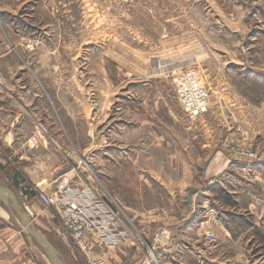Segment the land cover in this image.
<instances>
[{"label": "rangeland", "instance_id": "obj_1", "mask_svg": "<svg viewBox=\"0 0 264 264\" xmlns=\"http://www.w3.org/2000/svg\"><path fill=\"white\" fill-rule=\"evenodd\" d=\"M187 72L209 94L196 121L179 97ZM0 104V182L67 264L84 262L34 190L58 183L34 185L16 150L54 154L61 178L118 212L132 239L108 264L121 247L122 264H264V0H0ZM175 201L190 221L156 218ZM0 205V228L28 236Z\"/></svg>", "mask_w": 264, "mask_h": 264}, {"label": "built area", "instance_id": "obj_2", "mask_svg": "<svg viewBox=\"0 0 264 264\" xmlns=\"http://www.w3.org/2000/svg\"><path fill=\"white\" fill-rule=\"evenodd\" d=\"M179 97L192 121L208 111L209 94L194 72L181 76ZM34 190L46 209L56 211L63 235L69 240L75 256L81 258L84 264H108L105 253L132 239L118 212L94 185L81 187L78 181L64 177L51 194ZM22 205L24 208L28 206L25 203ZM143 264H146L145 260Z\"/></svg>", "mask_w": 264, "mask_h": 264}, {"label": "crops", "instance_id": "obj_3", "mask_svg": "<svg viewBox=\"0 0 264 264\" xmlns=\"http://www.w3.org/2000/svg\"><path fill=\"white\" fill-rule=\"evenodd\" d=\"M0 110H4L3 106L0 104ZM1 131V129H0ZM142 133H139L137 131L136 133V138L140 137L141 140H144L145 138L142 137L144 136L143 129L141 130ZM130 133H126V136H130ZM13 134L9 133L6 137L5 140L11 139V136ZM131 137L134 138L133 132H131ZM3 138V133L0 132V139ZM144 138V139H143ZM14 140V136H13ZM11 144V143H10ZM205 148H207L205 146ZM13 151L15 148L13 147ZM141 151H144L143 149ZM15 154L13 155V158L18 160V163L21 164L24 172L28 174L31 182L38 186L39 188L42 189H48L55 187L56 184L61 180V177L63 176L64 169H62V166H53L50 165L49 159H52V155H46L50 156L49 159L44 158L41 156V154H36L32 152V155L29 154L28 151H22L21 149L14 151ZM13 152V153H14ZM17 153V154H16ZM219 155L226 156L223 153H219ZM11 158V157H10ZM228 160V159H227ZM4 165H6L5 160H1ZM8 165V164H7ZM212 170H223L224 167L219 168L216 162L211 163ZM5 168V167H1ZM6 169V168H5ZM9 186V185H8ZM40 205H42L41 201H38ZM36 204L33 205L32 207L34 208ZM177 205V206H176ZM189 206L193 208L194 206V199L189 198ZM160 208V213L156 216L159 220H163L164 223L166 221H174V220H183V221H190L191 218L193 217L191 213H189L188 216L182 217V214H180V204H176L175 202H172L171 207L168 209L165 206L159 207ZM145 212L148 215L153 214L152 211H146ZM146 213H142V216H144ZM137 215L139 213H136ZM0 218L1 220L5 222H9L11 220V214L9 211L5 210V208H2L0 205ZM168 222V223H169ZM179 222H176L177 227H173V231L176 232H181L182 228L179 227ZM173 225V223H172ZM164 226H167L164 224ZM29 236V235H28ZM26 236L21 228H15L14 226H5L0 228V264H43L42 257L39 256L38 254V249L37 246L34 245L29 237ZM115 249V248H114ZM119 248L116 252L119 258L121 257L122 260L118 261L117 258L116 264H122L123 260L125 261L126 258L131 257V253L129 250ZM113 250V249H111ZM110 250V251H111ZM109 251V252H110ZM129 256V257H128ZM133 258V257H132Z\"/></svg>", "mask_w": 264, "mask_h": 264}, {"label": "water", "instance_id": "obj_4", "mask_svg": "<svg viewBox=\"0 0 264 264\" xmlns=\"http://www.w3.org/2000/svg\"><path fill=\"white\" fill-rule=\"evenodd\" d=\"M0 197L15 210L19 220L26 228L28 235L43 249L49 262L51 264H67L55 244L36 227L30 214L21 204L15 192L9 186L1 182ZM191 198L192 193L190 194V200Z\"/></svg>", "mask_w": 264, "mask_h": 264}, {"label": "bare ground", "instance_id": "obj_5", "mask_svg": "<svg viewBox=\"0 0 264 264\" xmlns=\"http://www.w3.org/2000/svg\"><path fill=\"white\" fill-rule=\"evenodd\" d=\"M25 209L28 211V213L30 214V212H29V209H28V207L27 206H25ZM30 216H31V214H30Z\"/></svg>", "mask_w": 264, "mask_h": 264}]
</instances>
